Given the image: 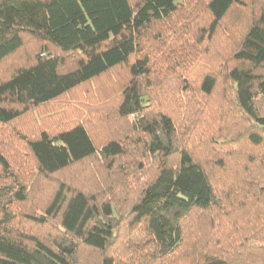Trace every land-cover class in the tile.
<instances>
[{"label":"trees","instance_id":"1","mask_svg":"<svg viewBox=\"0 0 264 264\" xmlns=\"http://www.w3.org/2000/svg\"><path fill=\"white\" fill-rule=\"evenodd\" d=\"M121 72L103 142L9 133ZM0 264H264V0H0Z\"/></svg>","mask_w":264,"mask_h":264},{"label":"rangeland","instance_id":"2","mask_svg":"<svg viewBox=\"0 0 264 264\" xmlns=\"http://www.w3.org/2000/svg\"><path fill=\"white\" fill-rule=\"evenodd\" d=\"M190 1H197V3L199 2L200 4L203 3V0H183L185 7H188ZM111 76L112 78L110 79L112 81L104 78L94 84L86 85L83 88L74 91L50 106L29 110L23 118L15 124V127L9 128V133H11L12 130H15L27 137H35L42 130L57 133L59 130L70 126L72 122L89 119L91 121V123H89V129L93 137L98 143L103 142L106 140L107 133L102 129L103 125L98 121L96 116L89 118L90 112L88 111V108H90L89 106L91 105H97L101 103V101L109 99L113 93L119 92L120 81L122 79L124 80L125 76L122 72L118 74V79L113 75ZM100 96L101 98H99ZM17 137L18 136L15 135L10 140L17 143ZM99 163L96 162L92 164L90 169L96 167V170H87L84 173L87 175L83 178V181L79 180L74 182L76 184L74 186L80 189L85 188L88 190H94L97 187L98 180L101 179L100 181H102L107 173L106 169L101 167L102 164ZM97 166H100L101 168H97Z\"/></svg>","mask_w":264,"mask_h":264}]
</instances>
